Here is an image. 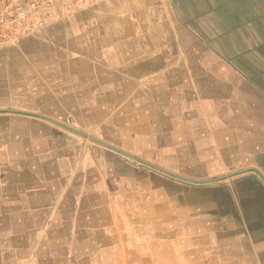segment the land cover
I'll return each mask as SVG.
<instances>
[{"label": "rangeland", "instance_id": "374dc122", "mask_svg": "<svg viewBox=\"0 0 264 264\" xmlns=\"http://www.w3.org/2000/svg\"><path fill=\"white\" fill-rule=\"evenodd\" d=\"M117 1L62 0L59 18L11 44L35 37L46 57L23 55L18 68L0 54V115L43 114L180 176L215 180L186 182L118 153L127 164L125 183L110 192L109 244L61 245L54 260L15 254L0 264H264V147L247 150L171 118L172 78L160 67L150 73L164 53L151 50L147 29L133 35V20L105 18Z\"/></svg>", "mask_w": 264, "mask_h": 264}, {"label": "crops", "instance_id": "0c3cea01", "mask_svg": "<svg viewBox=\"0 0 264 264\" xmlns=\"http://www.w3.org/2000/svg\"><path fill=\"white\" fill-rule=\"evenodd\" d=\"M115 5L106 19L133 20V35L147 29L151 50L164 53L155 56L159 63L150 73L158 76L160 67L172 78L171 118L181 115L182 124L214 131L218 140L237 141L247 150L264 147V0ZM125 28L119 24V37L126 36ZM2 53L22 68L23 55L46 57L47 47L28 36ZM15 113L0 115V260L15 254L54 260L61 245L109 244L117 226L110 220V192L125 183L122 153L43 117Z\"/></svg>", "mask_w": 264, "mask_h": 264}, {"label": "built area", "instance_id": "2783aa9c", "mask_svg": "<svg viewBox=\"0 0 264 264\" xmlns=\"http://www.w3.org/2000/svg\"><path fill=\"white\" fill-rule=\"evenodd\" d=\"M61 0H0V49L60 17Z\"/></svg>", "mask_w": 264, "mask_h": 264}, {"label": "water", "instance_id": "95a60500", "mask_svg": "<svg viewBox=\"0 0 264 264\" xmlns=\"http://www.w3.org/2000/svg\"><path fill=\"white\" fill-rule=\"evenodd\" d=\"M6 110H8V111H12V112H20V113H28V114H31V115H37V116H40V117H43V118H45V119H48L49 121H52V122H54V123H57V124H59V125H61V126H64V127H66L67 129H69V130H71V131H73V132H75V133H77V134H79V135H82V136H85V137H87L88 139H90L91 141H93V142H96V143H98V144H100V145H103V146H105V147H108V148H110V149H113V150H115V151H117V152H119V153H122V154H124L125 156H128V157H130V158H133V159H135V160H137V161H139V162H141V163H144V164H146V165H148V166H150V167H152V168H154V169H157V170H159V171H161V172H163V173H165V174H167V175H170V176H172V177H175V178H177V179H180V180H183V181H186V182H190V183H207V182H209V181H213V180H215V179H209V180H192V179H189V178H186V177H183V176H180V175H178V174H175V173H173V172H170V171H168V170H166V169H163V168H161V167H159V166H157V165H155V164H153V163H151V162H148V161H145V160H143V159H141V158H139V157H137V156H135V155H132V154H130V153H128V152H125V151H123V150H121V149H119V148H117V147H115V146H113V145H111V144H109V143H107V142H105V141H103V140H100V139H98V138H96V137H94V136H91V135H88V134H86V133H84V132H82V131H80V130H78V129H75V128H72V127H69V126H66V125H63L62 123H59V122H57V121H55V120H53V119H51V118H49V117H46V116H43V115H39V114H37V113H34V112H27V111H23V110H18V109H13V108H8V109H6ZM232 174V173H231ZM226 175H222V176H219L218 178H216V179H220V178H223V177H225Z\"/></svg>", "mask_w": 264, "mask_h": 264}, {"label": "bare ground", "instance_id": "6f19581e", "mask_svg": "<svg viewBox=\"0 0 264 264\" xmlns=\"http://www.w3.org/2000/svg\"><path fill=\"white\" fill-rule=\"evenodd\" d=\"M127 57V56H126ZM134 59V58H133ZM198 96V95H197ZM203 96V95H202ZM96 97V96H95ZM58 98V97H57ZM70 99V98H69ZM135 99V98H134ZM92 100V99H91ZM41 101V100H40ZM71 101V100H70ZM39 103V102H38ZM77 104V103H76ZM37 105V104H36ZM58 107V106H57Z\"/></svg>", "mask_w": 264, "mask_h": 264}]
</instances>
